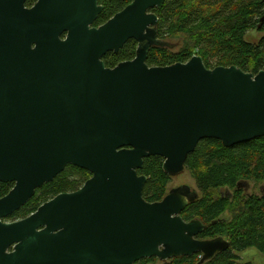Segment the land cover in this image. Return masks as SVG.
Returning a JSON list of instances; mask_svg holds the SVG:
<instances>
[{"label": "water", "instance_id": "1", "mask_svg": "<svg viewBox=\"0 0 264 264\" xmlns=\"http://www.w3.org/2000/svg\"><path fill=\"white\" fill-rule=\"evenodd\" d=\"M166 0H134L100 27L98 0H0V264H136L230 248L199 239L206 225L182 213L199 199L189 185L156 203L143 191L144 160L163 159L171 177L206 139L224 147L264 137V71L209 69L200 56L165 67L147 64ZM138 43L115 68L103 57ZM33 45L36 47L33 49ZM68 165L92 177L81 189L21 210Z\"/></svg>", "mask_w": 264, "mask_h": 264}, {"label": "trees", "instance_id": "2", "mask_svg": "<svg viewBox=\"0 0 264 264\" xmlns=\"http://www.w3.org/2000/svg\"><path fill=\"white\" fill-rule=\"evenodd\" d=\"M132 1L100 0L104 9L94 26L103 25ZM155 12L159 17L158 38L169 41L182 36L186 45L179 53L152 48L147 59L150 67L187 63L193 56H200L209 69L236 66L254 75L264 71V37L257 43L245 39L251 31L264 33V0H166L162 9ZM137 48V42L130 40L118 54L109 53L103 61L106 67L114 68L133 60ZM163 163L162 158L153 156L145 159L138 171L147 177L143 191L147 202H160L167 194L171 177L164 171ZM186 168L192 172L202 196L188 205L181 215L183 220L198 219L206 225L199 239L223 237L230 242L227 251L203 264H252L242 263L238 255L250 248L264 254V137L231 148L214 139L203 140L189 155ZM91 176L87 170L68 165L8 220L27 218L56 196L79 190ZM73 177L77 180L73 181ZM246 183L263 188L259 194H247ZM14 186L0 182V198ZM201 258L198 253L164 263L149 258L136 264H199Z\"/></svg>", "mask_w": 264, "mask_h": 264}, {"label": "rangeland", "instance_id": "3", "mask_svg": "<svg viewBox=\"0 0 264 264\" xmlns=\"http://www.w3.org/2000/svg\"><path fill=\"white\" fill-rule=\"evenodd\" d=\"M264 37V33L260 32L258 30L251 31L246 35V41L250 43H257ZM169 42L174 44V48L170 49L173 53H179L186 45V39L185 37H174L167 39ZM73 181L77 180V177L72 178ZM182 185H189L193 189L197 190L200 194V191L197 187L196 180L190 170L186 168L185 172L178 176L171 178L168 186H167V193L174 188L180 187ZM245 192L247 194L256 193L259 194L261 192V189L263 188L262 185H255L253 183H246L245 186ZM224 194H228L226 191H223ZM200 196H202L200 194ZM226 218H229L228 214H225ZM241 259L242 263H252V264H264V254L260 253L255 248H250L244 252L239 253L238 255ZM160 263V262H158Z\"/></svg>", "mask_w": 264, "mask_h": 264}, {"label": "flooded vegetation", "instance_id": "4", "mask_svg": "<svg viewBox=\"0 0 264 264\" xmlns=\"http://www.w3.org/2000/svg\"><path fill=\"white\" fill-rule=\"evenodd\" d=\"M38 1H39V0H25V8H26V9H32V8L38 3ZM133 1H134V0H133ZM133 1H132V2H133ZM132 2H131V3H132ZM131 3H130V4H131ZM98 5H100V0H98ZM128 5H129V4H128ZM128 5H127V6H128ZM100 6H102V5H100ZM127 6H126V7H127ZM102 7H103V6H102ZM126 7H125V8H126ZM125 8H124V9H125ZM103 9H104V7H103ZM124 9H123V10H124ZM161 9H162V8H161ZM161 9H157V8H155V9H151V10L149 11V13H154V14H156L155 11H157V10H161ZM120 12H121V11H120ZM118 13H119V12H118ZM156 15H157V14H156ZM114 16H115V15H114ZM114 16H113V17H114ZM98 17H99V16H98ZM113 17H112V18H113ZM158 18H159V17H158ZM97 19H98V18H97ZM109 20H110V19H109ZM109 20H108V21H109ZM96 21H97V20H96ZM94 24H95V23H94ZM104 24H105V23H104ZM93 26H94V25H93ZM101 26H102V25H101ZM158 26H159V24H158ZM94 27H96V26H94ZM99 27H100V26H99ZM157 38H158V28H157ZM158 39H159V38H158ZM160 40H161V39H160ZM164 41H166V40H164ZM167 42H169V41H167ZM169 43H171V42H169ZM137 44H138V43H137ZM138 46H139V45H138ZM35 47H36V45H33L32 48L34 49ZM174 47H175L174 44L171 43V47H170V48H167V49L170 50V49H173ZM137 50H138V48H137ZM136 53H137V51H136ZM108 54H109V53H108ZM114 54H115V53H114ZM104 57H105V56H104ZM104 57H103V58H104ZM135 58H136V57H135ZM135 58H134V59H135ZM134 59H133V60H134ZM130 61H131V60H130ZM125 62H126V61H125ZM121 63H122V62H121ZM119 64H120V63H119ZM119 64H118V65H119ZM115 67H116V66H115ZM115 67H114V68H115ZM140 176H141V175H140ZM91 177H92V176H91ZM85 183H86V182H85ZM83 185H84V184H83ZM82 187H83V186H82ZM82 187H81V188H82ZM81 188H80V189H81ZM77 191H78V190H77ZM75 192H76V191H75ZM72 193H73V192H72ZM199 197H200V194H199ZM53 199H54V198H53ZM44 204H45V203H44ZM41 206H42V205H41ZM24 219H25V218H24ZM20 220H22V219H20ZM5 221H6V222H16V221H9L8 219H6ZM18 221H19V220H18ZM204 225H205V224H204Z\"/></svg>", "mask_w": 264, "mask_h": 264}]
</instances>
